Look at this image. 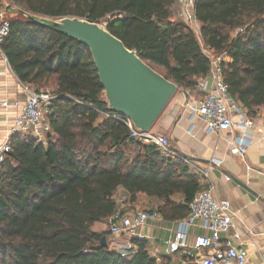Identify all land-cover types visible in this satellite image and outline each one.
I'll return each instance as SVG.
<instances>
[{"label":"trees","instance_id":"1","mask_svg":"<svg viewBox=\"0 0 264 264\" xmlns=\"http://www.w3.org/2000/svg\"><path fill=\"white\" fill-rule=\"evenodd\" d=\"M6 1L36 16L105 25L185 91L195 90L210 72L203 46L222 57V80L248 116L264 108V0H195L200 39L172 19L175 0ZM7 19L1 53L12 74L37 92L53 81L55 92L47 143L12 136L0 164V264H162L150 256L146 241L135 238L137 253L121 258L109 248L107 234L93 227L117 211L118 189L130 205L123 214L144 196L157 201L148 211L163 221L183 219L202 189L199 178L181 159L130 138L128 127L111 117L84 45L20 16Z\"/></svg>","mask_w":264,"mask_h":264},{"label":"built area","instance_id":"2","mask_svg":"<svg viewBox=\"0 0 264 264\" xmlns=\"http://www.w3.org/2000/svg\"><path fill=\"white\" fill-rule=\"evenodd\" d=\"M195 0H175L179 5V19L190 28L196 23L193 12ZM9 30L8 19L0 15V56L1 44ZM205 48V47H204ZM206 52L210 50L205 48ZM206 55V54H205ZM211 69L209 74L202 78L195 89L197 100L187 101L183 104V111L188 115L191 126L189 132L195 128V121L205 125L208 135L221 132H231L237 129L240 136L232 143L231 152L242 159L247 148L252 142V136L248 131L256 126L255 119L249 117L242 104L232 97L225 86L220 72L219 63L221 56L210 57ZM3 58V57H2ZM8 70L11 71L7 61ZM17 86L23 94V103L19 113L13 120L11 127L0 142V164L5 155L10 151L9 140L12 136L32 139L36 144L45 145L48 137L52 136L49 120L47 118L48 108L53 96L46 92H37L30 85L23 84L17 80ZM8 101L0 102V107L7 109ZM20 104L15 101L12 106ZM110 117V115H105ZM126 125L130 131V138L137 139L144 145H152L158 148L160 153L168 159H181L190 166L188 159L180 155L170 145V140L152 130L147 133L137 131L127 118H121L113 114L111 116ZM195 175L200 179L204 187L193 197L189 204L188 215L173 222L174 230L171 239L167 240V253L170 255L181 253L186 264H245L248 258L243 247L233 246L230 242L238 241L241 232L236 225V215L230 209L228 200L218 199L213 193V187L207 182L206 170L196 171ZM226 180H229L226 177ZM160 216L155 211H139L129 209L126 214L116 211L108 220V230L111 236L125 235L128 239L144 240V236L137 230L144 227L148 222L158 221ZM199 226L209 235L196 236L190 245V229ZM227 240H223L221 234H229ZM138 248L128 243L126 248L117 253L121 258H129L135 255ZM199 252L198 257L194 254ZM261 260L264 263V246L262 247Z\"/></svg>","mask_w":264,"mask_h":264},{"label":"crops","instance_id":"3","mask_svg":"<svg viewBox=\"0 0 264 264\" xmlns=\"http://www.w3.org/2000/svg\"><path fill=\"white\" fill-rule=\"evenodd\" d=\"M172 19H179V14H174ZM191 29L200 39V24L196 21ZM210 53L213 54L212 51ZM201 79L199 78L198 82ZM178 92L179 95L170 101L152 131L167 137L171 147L189 160L190 172L195 174L196 171H207V182L213 187L215 197L229 201L230 209L236 215L237 228L241 232L238 241L230 240L231 233L221 234L220 237L223 240L229 239L233 246H240L246 250L248 258L245 264H264L261 260L264 246V108L259 109L253 117L256 126L248 131L252 136V142L242 159L231 152L232 143L240 136L237 129L208 135L205 132V125L195 121V128L189 132L191 122L182 106L189 100H197L198 96L195 90L180 89ZM23 99V94L17 86V78L8 70L4 58L0 56V102L6 100L10 104L7 109L0 107V142L19 113ZM15 101L19 102L18 107L12 106ZM226 177L229 180H226ZM93 230L102 231L100 228L95 230V226ZM173 230V222H165L160 217L158 221L148 222L137 230V233L144 236L150 256L158 263L186 264L181 253L174 255L167 253L166 242L171 239ZM201 235L209 234L199 226L192 227L190 245L196 236ZM128 243H131V239L124 235L118 246L124 249ZM109 248L118 252L111 248L110 244ZM194 254L198 257L200 253ZM190 264L193 263L190 261Z\"/></svg>","mask_w":264,"mask_h":264},{"label":"water","instance_id":"4","mask_svg":"<svg viewBox=\"0 0 264 264\" xmlns=\"http://www.w3.org/2000/svg\"><path fill=\"white\" fill-rule=\"evenodd\" d=\"M0 15H18L84 45L90 52L103 89L108 110L127 118L142 133L152 130L180 88L153 71L134 51L106 30L103 24L79 18L58 20L29 14L6 0H0ZM101 246H106L102 237Z\"/></svg>","mask_w":264,"mask_h":264},{"label":"rangeland","instance_id":"5","mask_svg":"<svg viewBox=\"0 0 264 264\" xmlns=\"http://www.w3.org/2000/svg\"><path fill=\"white\" fill-rule=\"evenodd\" d=\"M174 14H179V5L177 3H175V7L173 10ZM18 15H8L7 18H11V17H15ZM202 46V45H201ZM202 50L205 52V48L202 46ZM206 55H210V57H215V55L213 54H209L208 52L205 53ZM36 89V88H34ZM38 92L42 93V92H46L51 94L52 96H54V92H55V85L54 82L51 81L49 83H47L45 86L37 88ZM182 90V89H181ZM180 92H178L177 94H175L174 97L178 96ZM173 97V99H174ZM172 101V100H171ZM190 170V168H189ZM114 199L116 201L117 204V211H122V212H126V210H128V208H130V205L128 204V199L127 196L123 193V191H116V193L114 194ZM157 205V201L155 200H150V199H146L145 197L142 198L141 200H139V202L137 203L136 206H131V208L139 210V211H148V209H152L155 208ZM139 206V207H137ZM100 228L103 233L107 234V239L108 242L110 244L111 248H115L117 251H119L121 249L120 246H118L119 243H121L124 239V235H117V236H111L109 234V230H108V220H106L103 223H99L95 225V230Z\"/></svg>","mask_w":264,"mask_h":264}]
</instances>
